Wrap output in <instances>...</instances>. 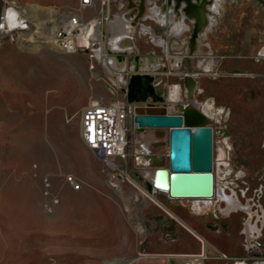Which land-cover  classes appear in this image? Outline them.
Returning <instances> with one entry per match:
<instances>
[{
    "label": "rangeland",
    "instance_id": "obj_1",
    "mask_svg": "<svg viewBox=\"0 0 264 264\" xmlns=\"http://www.w3.org/2000/svg\"><path fill=\"white\" fill-rule=\"evenodd\" d=\"M6 1L14 15L23 10L47 32L54 28L53 17L63 26L73 17L81 15L87 21L96 15L95 8H82L79 0ZM236 1L218 0V8L211 3L210 20H218V12L213 13L218 9L219 19L228 23ZM131 3L113 5L112 13L121 14ZM147 7L146 2V12ZM129 9L128 16L137 11L135 6ZM257 15L264 29V10ZM16 25L15 16L12 31L0 37V264H123L145 244L140 200L149 196L139 188H148L142 173L148 167L138 168L131 154L142 144L139 133L147 129L135 127L132 118L127 121L130 156L123 164L137 187L125 184L115 192L107 185V167L83 144L79 127L81 113L91 101L127 99L120 89L128 81L132 59H127L126 72L113 75L108 64L81 48L87 28L75 30L81 38L74 49L65 51L42 41L23 43ZM134 38L139 53L146 56L151 50L146 38L138 34ZM172 42L183 44L184 39ZM206 49L202 47L204 53ZM262 53L254 67L240 71L224 66L228 58L217 57L210 67L206 57L199 64L196 56L191 58L197 67L191 99L202 104L196 107L213 128L214 179L226 195L232 198L234 191L235 200L249 206L236 210L243 222L253 217L264 220V48ZM155 54L156 61L167 66V72L155 77L159 84L154 89L168 110L174 87L179 92L176 103H190L184 60L168 63L158 59L163 58L160 49ZM162 131L165 146L152 154L167 156L166 130ZM68 175L81 183V190L71 189ZM225 203L222 199L221 208L226 210ZM99 232L106 239L101 240ZM261 232L264 252V224ZM240 236L244 242V231Z\"/></svg>",
    "mask_w": 264,
    "mask_h": 264
},
{
    "label": "crops",
    "instance_id": "obj_2",
    "mask_svg": "<svg viewBox=\"0 0 264 264\" xmlns=\"http://www.w3.org/2000/svg\"><path fill=\"white\" fill-rule=\"evenodd\" d=\"M152 1H149V6L150 15L154 20L143 23L149 27V32L143 35L150 38L146 45L150 51H157L162 46L167 49V55L171 57L170 62L179 60L181 63L182 57L190 53L188 39L192 22L182 18L183 15L176 17L172 9L170 10L172 6L169 8L167 5L162 9L163 0L154 3ZM218 5L219 3L217 7ZM225 6L224 3L223 10ZM263 8L257 0H237L233 14L228 15V23L225 19L223 22L219 19V10L218 13L213 12L217 13L218 20H210L204 35H199L191 58L196 56L198 63L206 57L209 67L217 57L221 60L228 58L224 66L227 65L226 68L231 71L254 67L263 55L264 29L256 19L259 10H264ZM164 20L167 26L161 28L159 23ZM119 29L126 28L120 26ZM177 37L184 39V43L172 44V39ZM202 47L207 48L205 53ZM153 199L154 202L146 197L140 200L143 207L140 222L145 233L144 247L129 258L130 262H125L127 258L124 259L123 264H230V261L219 259L217 253L242 257L245 249L241 242V232L247 231L246 225L262 229L264 224L260 217L243 222V217L237 214V209L228 211L221 208L222 199L219 198L217 202L211 200L212 202L199 210H196L198 204L193 200L170 198L159 191L153 195ZM117 227L121 230L119 225ZM99 233L101 240L106 239L102 232Z\"/></svg>",
    "mask_w": 264,
    "mask_h": 264
},
{
    "label": "water",
    "instance_id": "obj_3",
    "mask_svg": "<svg viewBox=\"0 0 264 264\" xmlns=\"http://www.w3.org/2000/svg\"><path fill=\"white\" fill-rule=\"evenodd\" d=\"M129 1H132L130 7L135 6L138 12L131 22L130 28L124 33L127 34V37L121 42V45L130 46L131 52L134 53L132 64L135 59H140L139 51L131 39L133 27L142 16L147 1L144 0L143 3L139 0ZM134 1L137 4L133 3ZM257 1L264 7V0ZM165 3L162 9L167 5L172 6V11L176 17L183 15L185 19L192 22L188 39L190 53L185 54L182 59L186 65V74L183 76L185 84L190 82L195 84L192 73L197 67L189 66L191 52L194 51L199 35L208 23L211 13L209 7L213 0H165ZM191 43L194 45L192 46ZM117 53L118 62L122 59L125 62L124 54ZM148 58L150 60L148 63H154L156 60L154 56ZM190 64H192V60ZM147 75L150 78L149 84L145 83L143 75L139 71H133L126 85V100L129 103H134L132 121L135 127L168 130L166 167L167 156L152 154L154 151L152 149H150V154L139 157H149L150 159L147 166L139 162L140 165L148 168L157 167L153 183L147 181L149 191L150 188H153L170 198L212 197L214 179L213 128L208 117L198 107L170 112L164 99L156 94L154 89L156 85L153 84L154 77L148 73ZM97 156L101 157L100 155ZM130 261L127 258L125 262Z\"/></svg>",
    "mask_w": 264,
    "mask_h": 264
},
{
    "label": "built area",
    "instance_id": "obj_4",
    "mask_svg": "<svg viewBox=\"0 0 264 264\" xmlns=\"http://www.w3.org/2000/svg\"><path fill=\"white\" fill-rule=\"evenodd\" d=\"M128 1V0H125ZM148 7L147 12L144 11L140 19H138L137 24L133 27V34L131 39L134 41L135 34L139 36L145 35V33L149 32V27L144 25L146 21L154 20V18L150 15L151 10L149 6V1L146 0ZM157 0H153L154 3ZM123 0H79V4L82 8H93L96 9V15L92 16L87 21L82 19V16L79 15L77 18V27L78 30L83 26V29H88L87 32V40L81 43V48H83L86 52H88L90 57L95 59H100L108 64L111 71H113V75L117 74V72H126L127 69V59L131 57L133 59L134 53L131 52L130 46L121 45V42L127 37V34H124L131 26V22L136 16L138 10L135 14L130 15V9L124 10L121 13L122 19L127 23L125 26L126 29H123L120 34L121 37L118 39V47L117 52L123 53L125 57L124 68L119 70L114 66L110 65L109 58L114 55L109 52V43L112 37V31L109 29L110 22L113 20L114 16L117 14L112 13L113 5H119ZM163 4H165V0H163ZM137 3V2H136ZM121 6V4H120ZM170 8V6H168ZM172 8H170L171 10ZM164 12V11H163ZM212 12V11H211ZM77 15V14H75ZM78 16V15H77ZM210 18L208 19L209 24ZM166 20L159 23L161 28H166ZM203 28L200 36L204 35L205 30L207 29V25ZM166 36V35H165ZM81 36L74 35L72 37V45L73 49L76 46V43L79 42ZM149 36H146V41L149 42ZM117 42V43H118ZM161 54L163 58H158L165 62H170L171 57L167 55V49L161 46L160 48ZM140 55V59L143 60L146 57L154 56L156 59L155 51H150L146 56ZM159 56V55H158ZM164 59V60H163ZM160 62V64H159ZM159 64V65H158ZM147 68L144 70H140L139 73H148L154 77V81L156 80V76L159 73L167 72V66L165 63L161 61H156L154 63L147 62ZM164 68V70H163ZM170 68V67H169ZM159 71V72H158ZM211 71V70H209ZM208 71V72H209ZM169 72V71H168ZM133 73L132 68L128 72V78ZM155 85L159 84V81L154 82ZM125 87L121 88L122 92H126L127 82L124 83ZM133 103L127 102L126 99H113L108 102H100L98 100L91 101L82 111L80 116V127L79 134L83 144L96 155H100V160L107 167V185L110 189L115 192L121 191L122 187L125 184H131V186H136V181L132 178L129 172L126 169V166L123 162L126 161L127 157L130 156V152L127 151V146L131 144V140L129 138L130 131L128 130L127 121L132 118V110ZM133 122V121H132ZM150 154V148L144 145L143 143L139 145V148H134L132 151V158L134 160V164L139 168L143 167L138 162V158ZM214 162V160H213ZM145 179V183H147V179ZM66 181L70 184L71 189L73 191L81 190L82 186L80 182H75L73 175H68L66 177ZM142 194L149 196V200L154 202L152 193H156L157 191L153 188L140 189ZM140 192V193H141ZM232 198L236 199L235 192L233 191ZM152 198V199H151ZM211 200L215 202L218 201L215 198V195L210 197ZM261 228H257L252 232H244V242L243 246L245 249V254L242 257H229L222 252L217 253V257L222 260L230 261V264H264V252L261 251V242L260 237L262 236ZM193 264V263H187ZM200 264V263H196Z\"/></svg>",
    "mask_w": 264,
    "mask_h": 264
},
{
    "label": "bare ground",
    "instance_id": "obj_5",
    "mask_svg": "<svg viewBox=\"0 0 264 264\" xmlns=\"http://www.w3.org/2000/svg\"><path fill=\"white\" fill-rule=\"evenodd\" d=\"M141 3H143L144 0H139ZM182 7V6H181ZM208 7V6H207ZM219 7V6H218ZM217 7V0L213 1L212 8H218ZM0 9H1V17H0V37L10 33L12 31V23L14 21V17L16 16L17 20V31L23 41V43L29 44V43H34L38 41H42L45 43H48L49 45L58 48L63 47L65 51H71L73 49L72 46V37L74 36L75 30L78 28L77 27V18L73 17L70 20L66 22L63 26H58L55 24L56 17H53L51 19V22L54 23V28L52 32H47L41 24H38L36 21H32L28 18V16L24 13V11H18V14H13L14 8L13 6L6 0H0ZM155 9V8H154ZM212 10V9H210ZM218 9H215L213 12H217ZM155 13V12H154ZM162 18V17H161ZM183 18V16H182ZM49 19V18H48ZM69 19V18H68ZM49 21V20H48ZM161 22V21H160ZM173 22V20H172ZM171 22V23H172ZM44 25V24H43ZM127 23L122 19L121 14H118L115 16L114 20L110 22L109 29L112 31V39L109 43V52L114 53V55L110 56L109 62L111 66H114L115 68H118L119 70H122L124 68V60L122 59L121 61L118 62V56H117V49L118 47V39L120 34L122 33V29L120 30V26H126ZM46 26V25H45ZM128 26V25H127ZM181 26V24H180ZM177 27V26H176ZM171 29V28H170ZM177 29V28H176ZM175 29V30H176ZM43 30H45L47 33H45ZM179 30V29H178ZM124 32V31H123ZM162 39V38H161ZM118 42V43H117ZM193 46L194 44L191 43ZM150 61L148 57L144 58L143 60L137 58L135 59L132 64L131 68L133 71H140L146 69L147 62ZM189 66L191 67V64L189 62ZM143 75V79L146 84L150 83V78L147 75V73H141ZM196 82V81H195ZM195 89V84L190 82L186 84V96L188 98H192L193 92ZM179 92L177 89L174 87L173 90L170 92V111L171 110H186V109H191L192 107L200 106L199 102H197L195 99H191L189 101L190 103H185V104H179L176 103L178 102L179 99ZM134 105V103H133ZM205 106V105H204ZM204 110V108H203ZM205 111V110H204ZM205 114V113H204ZM165 131V130H164ZM162 130H155V129H147L146 131L140 132L139 133V139L141 142L146 145L147 147H151L150 149L152 150H161L165 146V134H162ZM166 148L168 152V130L166 131ZM156 154V153H154ZM167 158H168V153H167ZM165 167L167 166V160H165ZM138 162L142 163L143 165H146L150 162L149 157L147 158H138ZM157 167L153 168H144L142 169V173H144L145 178L150 182L153 183L154 177H155V172H156ZM181 193V192H177ZM217 196L219 199H224L226 201V210H236L238 208L242 209H247L249 206H244L241 203L237 202L235 199L231 198L230 196L226 195V193L223 192V190L220 188L218 182L213 179V193L211 196ZM174 199H180V200H193L195 203L198 204V207L196 210L202 209L206 207L211 199L210 197H176ZM264 217V214L262 215ZM246 229L248 232H252L256 230L254 226H247ZM126 261V260H125Z\"/></svg>",
    "mask_w": 264,
    "mask_h": 264
},
{
    "label": "flooded vegetation",
    "instance_id": "obj_6",
    "mask_svg": "<svg viewBox=\"0 0 264 264\" xmlns=\"http://www.w3.org/2000/svg\"><path fill=\"white\" fill-rule=\"evenodd\" d=\"M190 62H191V59H190ZM192 65V64H191ZM192 67H193V65H192ZM206 69H208V67L206 68ZM158 85V84H157ZM156 94H157V92H156ZM158 95V94H157ZM158 96H160V95H158Z\"/></svg>",
    "mask_w": 264,
    "mask_h": 264
}]
</instances>
